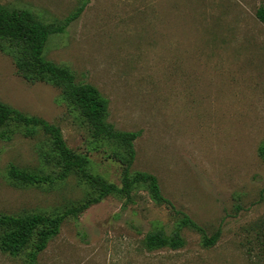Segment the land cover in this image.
<instances>
[{
  "label": "rangeland",
  "instance_id": "rangeland-1",
  "mask_svg": "<svg viewBox=\"0 0 264 264\" xmlns=\"http://www.w3.org/2000/svg\"><path fill=\"white\" fill-rule=\"evenodd\" d=\"M82 0H0L57 24ZM264 0H89L45 58L98 88L116 129L139 131L132 169L157 177L163 195L208 236L183 229L180 249L148 250L144 235L169 233L175 216L144 189L132 200L108 195L68 215L37 264H264ZM0 101L60 126L89 169L120 184L122 149L95 138L59 87L17 72L0 39ZM0 136V213L56 214L82 202L88 186L71 173L52 183H22L11 165L57 177L61 164L47 134L9 123ZM31 246L26 248L29 251ZM0 264H27L0 250Z\"/></svg>",
  "mask_w": 264,
  "mask_h": 264
},
{
  "label": "trees",
  "instance_id": "trees-1",
  "mask_svg": "<svg viewBox=\"0 0 264 264\" xmlns=\"http://www.w3.org/2000/svg\"><path fill=\"white\" fill-rule=\"evenodd\" d=\"M88 2L89 0H82L80 5L57 24L43 23L28 9L10 8L0 4V39L8 42L15 51V64L19 74L30 82L44 80L59 87L62 97L86 120L93 137L112 141L122 149L120 184L93 173L89 169L87 156L75 152L67 145L59 125L36 115L25 114L0 101V136L6 134L5 128L9 123L24 126L26 135H33L37 130H41L48 135L52 150L61 164L57 177L29 172L11 165V179L30 184L52 183L55 178L64 179L73 173L89 188L82 202L68 207L61 213H0V250L12 256L24 253L27 264H37L39 253L46 248L49 240L58 234L63 220L68 215L77 216L91 204L108 195H117L129 202L135 190L139 188L146 190L156 204L169 207L175 216V226L169 233L163 228H155L144 235L143 244L146 249L183 248L187 244L183 229L199 233L202 244L206 247L212 246L218 239L217 231L208 236L188 214L175 209L173 203L163 195L154 174L132 169L136 155L134 141L140 132L116 129L108 121L109 101L98 88L86 82H77L75 74L68 67L45 58L44 47L48 37L64 32L66 27L80 16ZM256 16L264 23V5L257 8ZM258 154L264 160V140L258 147ZM29 245L31 249L26 251Z\"/></svg>",
  "mask_w": 264,
  "mask_h": 264
}]
</instances>
